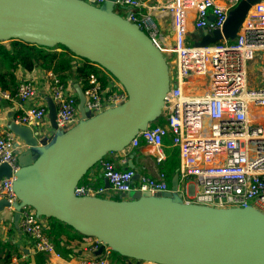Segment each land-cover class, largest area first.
<instances>
[{
	"label": "water",
	"instance_id": "1",
	"mask_svg": "<svg viewBox=\"0 0 264 264\" xmlns=\"http://www.w3.org/2000/svg\"><path fill=\"white\" fill-rule=\"evenodd\" d=\"M260 1L241 0L229 10L222 30L199 28L195 45L234 40ZM115 3L0 0V41L64 45L106 69L128 92L123 103L89 116L77 85L80 120L66 130L56 127V105L48 97L53 130L47 135L12 118L8 129L25 149L16 143L19 167L13 171L2 163L0 180L15 176L13 188L20 200L13 204L15 225L28 205L38 216L54 217L95 237L101 242L99 253L108 246L138 264H264V213L252 205L221 208L185 202L178 169L170 190L163 192L134 190L117 198L75 194L76 185L108 154L125 150L140 130L161 117L170 89L167 56L138 23L117 12ZM105 182L110 187L107 178ZM7 206V199H0V212Z\"/></svg>",
	"mask_w": 264,
	"mask_h": 264
},
{
	"label": "built area",
	"instance_id": "2",
	"mask_svg": "<svg viewBox=\"0 0 264 264\" xmlns=\"http://www.w3.org/2000/svg\"><path fill=\"white\" fill-rule=\"evenodd\" d=\"M87 1L100 5L104 0ZM240 1L173 0L170 11L175 39L173 47L168 49L163 46L156 22L150 15L141 13L146 0H116L117 12L138 23L164 54L166 51L171 64L170 89L161 115L164 123L152 122L140 130L126 149H134L142 142L150 144L156 161L161 163L166 158L164 138L171 134L172 144L179 150V191L185 202L221 208L252 205L264 213V83L248 82L254 61L262 60L264 64V0L251 7L234 40L224 38L205 46L188 41L192 12H195L196 29L222 30L229 10ZM97 66L102 73H91L82 86L89 116L128 99L121 81ZM44 79L47 97L56 105V127L66 130L77 125L79 99L74 90L52 69L45 70ZM0 94L3 98L14 96L24 103L15 119L18 123L33 126L43 135L53 130L47 97L40 95L35 79L20 80L13 94L1 89ZM17 142L25 149L13 131L0 128V165L7 163L13 171L19 167ZM100 165L110 187L83 178L75 187L76 195L117 197L134 190L156 193L171 188L166 171H160L157 176L140 175L139 183L135 184L134 169L120 168L113 160H102ZM14 179L12 175L0 180V199L9 202L5 218L7 214L13 216V204L20 201L13 188ZM20 212L18 225L33 241L34 251L61 256L48 234L44 217L28 205ZM100 243L97 240L95 249ZM83 264H109V259L97 257L84 260Z\"/></svg>",
	"mask_w": 264,
	"mask_h": 264
},
{
	"label": "crops",
	"instance_id": "3",
	"mask_svg": "<svg viewBox=\"0 0 264 264\" xmlns=\"http://www.w3.org/2000/svg\"><path fill=\"white\" fill-rule=\"evenodd\" d=\"M223 5L226 3L221 1ZM173 5V0H146V4L141 8V13L144 15H150L152 19L156 22L157 26L160 29L162 43L168 49L173 47L175 32L173 29V17L170 11V8ZM195 12H192L189 16L188 21V41L195 42L197 39V30L195 28ZM174 54V53H173ZM18 80L33 78L38 82L40 88L41 96H48L45 92V82L44 74L45 69L36 68L32 71H27L26 69L20 67L17 69ZM70 85L74 90L75 94L79 99L78 87L81 85L80 81L74 77L68 78L65 81ZM48 98V97H47ZM24 103L12 96L11 98H3L1 102L0 109V128L8 129V125L12 118L16 117L21 113ZM176 146L172 144L171 134H168L164 138V149L166 152V158L161 163L156 161L154 155V147L147 143H141L138 147L134 149H125L119 152H113L110 155L111 160H113L120 168H132L136 173L140 175H151L157 176L160 171H166L168 174L170 184L171 179L174 176L170 175L168 169V151H173ZM86 179H89L92 183L96 185L106 186L105 176L102 173L101 165L95 167L93 172L88 173ZM134 183H139V177H134ZM5 209L0 212V240L9 242L13 248V263H30L37 264V253L33 248V241L27 235H25L20 229L19 225H15L13 216L10 218L7 214V218L4 215ZM45 222L49 221L44 217ZM72 234H75V231H72ZM97 244V239L92 236H86L81 234H76L71 237L66 244L68 252L60 251L61 256H56L52 254H42L41 261L39 264H83L84 260L94 259V258H108L109 264H138L137 261L130 257H125L113 253L108 249V246L105 248L104 252L99 253L98 249H95ZM146 263V262H141ZM156 264V263H149Z\"/></svg>",
	"mask_w": 264,
	"mask_h": 264
},
{
	"label": "trees",
	"instance_id": "4",
	"mask_svg": "<svg viewBox=\"0 0 264 264\" xmlns=\"http://www.w3.org/2000/svg\"><path fill=\"white\" fill-rule=\"evenodd\" d=\"M24 68L27 71H32L36 68H43L45 70L52 69L56 72L63 81L74 77L78 79L82 86L85 85L87 77L91 73L101 74L100 68L86 59L77 57L64 45H57L55 47H47L45 45L30 43L21 39H13L7 42L0 41V89L3 91L15 92L16 86L19 83L17 77V69ZM102 78L105 75L102 74ZM3 97L0 94V109ZM164 118L160 117L153 124L164 123ZM113 153V152H112ZM168 169L170 177L174 174L180 165L179 150L175 148L173 151H168ZM108 154L103 160H111ZM87 175L84 177L86 179ZM118 197V196H117ZM116 197V198H117ZM48 223V234L52 238L54 244L59 251L68 252L66 248L67 241L75 236L81 234L74 230L67 223L60 221L54 217H45ZM75 231V234H72ZM83 235V234H81ZM113 253L121 255L120 253L111 250ZM42 252L37 253V264L41 261ZM123 256V255H122ZM13 248L9 242L0 240V264H14ZM126 257V256H125ZM30 264V263H21Z\"/></svg>",
	"mask_w": 264,
	"mask_h": 264
},
{
	"label": "rangeland",
	"instance_id": "5",
	"mask_svg": "<svg viewBox=\"0 0 264 264\" xmlns=\"http://www.w3.org/2000/svg\"><path fill=\"white\" fill-rule=\"evenodd\" d=\"M165 54L167 55L166 51ZM169 57L171 55L168 54ZM172 58V57H171ZM171 60V59H170ZM171 68V64L169 66ZM249 84L258 85L264 83V64L262 60H255L249 69Z\"/></svg>",
	"mask_w": 264,
	"mask_h": 264
}]
</instances>
